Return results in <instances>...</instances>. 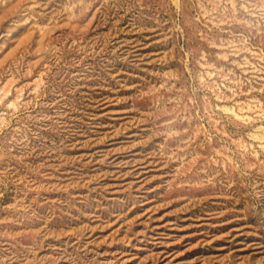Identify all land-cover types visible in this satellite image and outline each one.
Here are the masks:
<instances>
[{"label": "rangeland", "instance_id": "obj_1", "mask_svg": "<svg viewBox=\"0 0 264 264\" xmlns=\"http://www.w3.org/2000/svg\"><path fill=\"white\" fill-rule=\"evenodd\" d=\"M0 264H264V0H0Z\"/></svg>", "mask_w": 264, "mask_h": 264}]
</instances>
